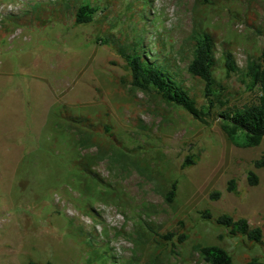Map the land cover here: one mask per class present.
Returning <instances> with one entry per match:
<instances>
[{"label":"rangeland","instance_id":"1","mask_svg":"<svg viewBox=\"0 0 264 264\" xmlns=\"http://www.w3.org/2000/svg\"><path fill=\"white\" fill-rule=\"evenodd\" d=\"M198 1L0 0V264H206L194 245L218 246L232 264H264V168L252 166L264 138L235 147L218 119L202 124L130 90L116 50L135 44L199 105L188 37L206 32L227 105L253 102L257 91L239 73L264 45V3ZM83 2L94 18L76 25ZM223 54L238 70L228 77ZM188 155L197 161L180 169ZM230 179L235 194L225 191ZM203 210L246 219L262 244L228 236Z\"/></svg>","mask_w":264,"mask_h":264},{"label":"trees","instance_id":"2","mask_svg":"<svg viewBox=\"0 0 264 264\" xmlns=\"http://www.w3.org/2000/svg\"><path fill=\"white\" fill-rule=\"evenodd\" d=\"M196 2L198 0H195ZM264 3V0H260ZM199 2V1H198ZM96 9L88 3H81L74 13V24H87L93 21ZM188 40L191 44V59L186 65V72L192 79L202 84V103L197 104L195 99L181 89L162 65L147 61L136 48V45L117 47V52L123 59L129 74V89L139 91L145 95L156 98L159 102L180 108L192 119L207 124L208 120L218 119L221 132L227 140L238 148L256 147L264 138V45L257 57L248 59L242 77L246 89L256 90L257 95L253 102L241 106L227 105L228 99L222 92L223 87L213 75L216 60L213 57V40L206 32L192 30ZM101 42H105L103 39ZM222 67L225 77L238 70L234 66L229 54L221 55ZM214 110L211 112V110ZM87 141H80L83 145ZM197 155L185 156L180 164V169L191 167L197 161ZM254 169L264 168V151L252 162ZM248 186L254 187L258 184L257 176L248 171L245 176ZM176 183L172 181L163 194L166 204H171L175 196ZM225 191L236 193L233 180L226 182ZM210 201L219 198V192L209 193ZM200 218L212 220L213 223L226 230L228 236L243 237L246 241L262 244V234L259 227L251 226L246 219H234L229 215L221 214L212 219L208 211L199 213ZM171 233H166L162 238L169 239ZM184 235H179L177 242L183 241ZM193 251L199 260L206 264H232L230 256L218 246L194 245ZM25 264H37L31 261ZM44 264H50L45 262ZM244 264H263L257 259H250Z\"/></svg>","mask_w":264,"mask_h":264}]
</instances>
